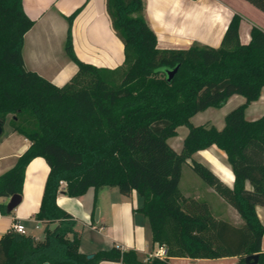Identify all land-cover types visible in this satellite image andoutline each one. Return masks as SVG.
I'll return each instance as SVG.
<instances>
[{"label":"trees","instance_id":"16d2710c","mask_svg":"<svg viewBox=\"0 0 264 264\" xmlns=\"http://www.w3.org/2000/svg\"><path fill=\"white\" fill-rule=\"evenodd\" d=\"M247 1L264 12V0ZM106 6L124 44V65L98 67L76 56L72 24L78 8L66 17L65 41L78 70L58 86L25 65V34L35 20L25 12L23 0H0V127L12 115V129L31 142L0 175V198L22 194L33 158H45L50 167L35 214L45 224L43 238L4 233L0 264H171L172 257L226 256L248 264L250 254H258L257 264H264V224L256 209L264 206V113L246 118L247 107L264 87V29L253 25L250 41L242 43V17L234 13L218 47L194 43L161 48L145 0H106ZM235 94L245 101L225 115L222 128L191 121L209 107H222ZM179 126H187L188 133L178 151L169 139ZM212 145L226 153L233 186L193 158ZM188 162L237 210L242 224L218 218L207 201L183 194L180 181ZM63 181L69 196L104 186H115L127 196L136 191L141 204L135 210L148 219L152 240L165 249V256L142 260L137 250L114 245L88 257L80 250L75 217L57 203ZM0 211L11 212L5 204Z\"/></svg>","mask_w":264,"mask_h":264},{"label":"crops","instance_id":"0c3cea01","mask_svg":"<svg viewBox=\"0 0 264 264\" xmlns=\"http://www.w3.org/2000/svg\"><path fill=\"white\" fill-rule=\"evenodd\" d=\"M145 3L147 19L157 34L158 46L161 48H187L194 43L218 47L234 13L242 17L239 27L242 43L250 41L253 25L264 29V13L257 11L247 0H145ZM23 6L27 15L35 20L33 27L25 34L23 45V56L28 69L38 72L58 86L64 85L77 72L78 65L65 51V41L68 30L66 17L78 8L81 10L72 24L73 50L76 56L98 67L114 69L124 65V44L113 30L106 0H23ZM244 101V96L235 94L225 104L235 103L234 106ZM263 113L264 87L261 97L247 107L246 118L254 120ZM203 123L205 122L200 124ZM4 130L3 126L0 138ZM187 133L188 130L182 136L179 135L177 146L169 140L176 150L181 149ZM30 143L26 137L13 129L8 131L4 139H0V175L16 163ZM193 158L209 165L226 184L233 186L235 176L226 162L227 155L216 145L196 152ZM49 170L47 161L41 156L29 162L25 171L21 201L11 212L0 211V238L12 230L15 221L24 224L27 235L36 239L43 238L44 233L41 238L36 236L33 230L45 228V224L37 220L35 214L41 205ZM65 185L63 181L61 191L57 195V203L75 217V229L80 233L82 252L91 254L116 245L121 249H135L140 259L146 260L152 253L163 248L153 242L148 219L135 210L141 204L136 191L127 196L120 193L118 188L111 189L112 195L108 202H100L103 192H109L104 191L107 186L97 191L90 188L81 196H69L63 192ZM247 187L251 188L249 182ZM214 192L212 187H208L192 192L185 190L183 194L207 200L212 193L216 196ZM10 198L11 196L0 198V204H5L6 209ZM95 198L98 203H95ZM217 201L223 204L225 209V203L228 202L223 198ZM97 205L99 212L96 218ZM227 206L236 210L229 203ZM256 209L264 224V206H257ZM235 212L237 215V210ZM261 249L264 251V234ZM170 261L171 264H239V257H172ZM97 264L123 263L100 261Z\"/></svg>","mask_w":264,"mask_h":264},{"label":"rangeland","instance_id":"374dc122","mask_svg":"<svg viewBox=\"0 0 264 264\" xmlns=\"http://www.w3.org/2000/svg\"><path fill=\"white\" fill-rule=\"evenodd\" d=\"M252 5V4H250ZM255 9H257V11L264 13L262 10H260L259 8H257L256 6H252ZM256 20V19H254ZM244 99V98H242ZM235 104V103H233ZM233 104L229 105V102L225 105H223L222 107H209L206 110L198 113L196 116H194L191 121L198 125L201 122H205L207 124H214L216 127L218 128H222L224 126L225 123V115L232 110L233 108H235L237 105ZM12 118V115H8L6 122L4 124V133L1 135L0 139H4L6 137V135L8 134V131H10L12 129L11 125H10V120ZM210 120H207L209 119ZM201 120V121H199ZM188 130L187 126H179L177 129V135L170 138L169 140H171V142H173V144L175 146H177V143H179V135L182 136V134L184 132H186ZM189 161V160H188ZM190 162V161H189ZM188 163H185L183 165V169H182V177H181V181H180V189L182 192H184L185 190H190L192 191H197L199 188H208L210 187L208 184H206V182L193 170V168L191 167V165ZM111 189H117V187L115 186H107L106 188H104V191H109V192H105L106 194H104L103 192V196L100 197V202H108L109 198L111 197ZM215 191V190H214ZM216 196L212 194H210V198L207 197V200L202 199L204 201H207L214 213V215H216L218 218H222L225 220H228L229 222L236 224V225H240L242 224L243 220L241 217L238 218L237 215H239V213L236 215V210L234 211L231 207L227 206L228 203H225V209L223 204L219 203L217 200L218 199H222V197L215 191L214 192ZM193 197H195L193 195ZM216 197V198H215ZM201 200V199H200ZM95 203H98V199L95 198ZM212 204V205H211ZM235 209V208H234ZM97 212H99V206L97 205L96 207V211H95V216L97 214ZM240 216V215H239ZM34 234L36 236H39L42 238L43 233H44V228L40 227V228H35L33 230Z\"/></svg>","mask_w":264,"mask_h":264},{"label":"water","instance_id":"95a60500","mask_svg":"<svg viewBox=\"0 0 264 264\" xmlns=\"http://www.w3.org/2000/svg\"><path fill=\"white\" fill-rule=\"evenodd\" d=\"M178 67H176L175 69L171 70L169 72V79H171L174 74L176 73ZM2 132V127H0V134ZM21 201V195L20 194H14L11 196L10 201L7 204V210L8 211H12ZM97 214H96V218H97ZM88 257H92V254H89ZM259 260V256L258 254H250L246 257V262L248 264H256ZM44 264H51L49 262H45Z\"/></svg>","mask_w":264,"mask_h":264},{"label":"built area","instance_id":"2783aa9c","mask_svg":"<svg viewBox=\"0 0 264 264\" xmlns=\"http://www.w3.org/2000/svg\"><path fill=\"white\" fill-rule=\"evenodd\" d=\"M12 230H14L18 233L26 234V228H25L24 224H22L19 221H15L13 223ZM164 256H165V250L163 248L158 249L156 252H154L150 255V257H160V258H163Z\"/></svg>","mask_w":264,"mask_h":264}]
</instances>
